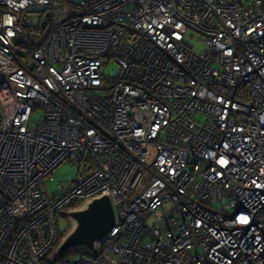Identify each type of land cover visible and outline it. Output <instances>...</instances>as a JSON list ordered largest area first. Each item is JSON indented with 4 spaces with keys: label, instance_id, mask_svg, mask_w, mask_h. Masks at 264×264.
I'll list each match as a JSON object with an SVG mask.
<instances>
[{
    "label": "built area",
    "instance_id": "obj_1",
    "mask_svg": "<svg viewBox=\"0 0 264 264\" xmlns=\"http://www.w3.org/2000/svg\"><path fill=\"white\" fill-rule=\"evenodd\" d=\"M103 195L113 230L53 261ZM0 264H264V0H0Z\"/></svg>",
    "mask_w": 264,
    "mask_h": 264
},
{
    "label": "water",
    "instance_id": "obj_2",
    "mask_svg": "<svg viewBox=\"0 0 264 264\" xmlns=\"http://www.w3.org/2000/svg\"><path fill=\"white\" fill-rule=\"evenodd\" d=\"M63 215L72 219L75 226L63 237L55 251V259L77 248L95 251L96 243L113 230L117 221L113 202L108 195L95 198L82 208L68 210Z\"/></svg>",
    "mask_w": 264,
    "mask_h": 264
},
{
    "label": "rangeland",
    "instance_id": "obj_3",
    "mask_svg": "<svg viewBox=\"0 0 264 264\" xmlns=\"http://www.w3.org/2000/svg\"><path fill=\"white\" fill-rule=\"evenodd\" d=\"M43 7H33L30 8V18L33 20H37L39 17L38 10L42 9ZM190 42L195 44L197 48L202 47V41L201 38L197 35L190 38ZM120 71V67L115 61H111L108 66L106 67V73L109 76H113L118 74ZM41 114L40 108L33 111L32 114V124L35 125L39 119V116ZM80 171H85V167L80 168V165H75L71 163L70 161H65L61 163L52 173V175L45 178V188L47 191V195L49 198L55 197L63 187L67 186L72 180H74L78 173ZM228 201V199H225V203ZM59 225L60 229L65 232L63 234L66 236L75 226V222L67 218L64 215L59 216ZM67 230V231H65ZM62 235V233H60ZM74 251V250H72ZM71 253V252H70ZM71 257L76 258L78 257V254L73 253L71 254Z\"/></svg>",
    "mask_w": 264,
    "mask_h": 264
},
{
    "label": "trees",
    "instance_id": "obj_4",
    "mask_svg": "<svg viewBox=\"0 0 264 264\" xmlns=\"http://www.w3.org/2000/svg\"><path fill=\"white\" fill-rule=\"evenodd\" d=\"M65 231H67V230H65ZM61 233H62L61 237H64L63 234H65V232L61 230ZM70 252H68L65 256H63V257H61L59 259H55V257H54L53 258V261H55V262H62V261H64L67 257H69V256H71V254H73V251H70Z\"/></svg>",
    "mask_w": 264,
    "mask_h": 264
},
{
    "label": "snow or ice",
    "instance_id": "obj_5",
    "mask_svg": "<svg viewBox=\"0 0 264 264\" xmlns=\"http://www.w3.org/2000/svg\"><path fill=\"white\" fill-rule=\"evenodd\" d=\"M222 163H224V162L222 161ZM241 222L246 223L247 222V218L246 217H242L241 218Z\"/></svg>",
    "mask_w": 264,
    "mask_h": 264
}]
</instances>
